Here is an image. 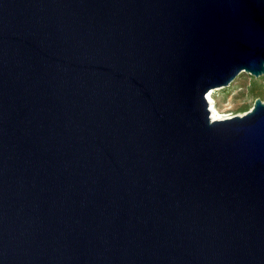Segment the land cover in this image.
<instances>
[{
    "label": "water",
    "instance_id": "95a60500",
    "mask_svg": "<svg viewBox=\"0 0 264 264\" xmlns=\"http://www.w3.org/2000/svg\"><path fill=\"white\" fill-rule=\"evenodd\" d=\"M264 0H0V264H264Z\"/></svg>",
    "mask_w": 264,
    "mask_h": 264
},
{
    "label": "rangeland",
    "instance_id": "374dc122",
    "mask_svg": "<svg viewBox=\"0 0 264 264\" xmlns=\"http://www.w3.org/2000/svg\"><path fill=\"white\" fill-rule=\"evenodd\" d=\"M210 105L218 110L221 118L243 115L250 110L256 98L264 100V75L241 73L230 86L211 90Z\"/></svg>",
    "mask_w": 264,
    "mask_h": 264
},
{
    "label": "bare ground",
    "instance_id": "6f19581e",
    "mask_svg": "<svg viewBox=\"0 0 264 264\" xmlns=\"http://www.w3.org/2000/svg\"><path fill=\"white\" fill-rule=\"evenodd\" d=\"M211 94H212V92H210L208 94L209 101H211ZM210 109H211L212 118H214V119H222L221 116L219 115L218 110L215 109V107L213 105H210Z\"/></svg>",
    "mask_w": 264,
    "mask_h": 264
}]
</instances>
